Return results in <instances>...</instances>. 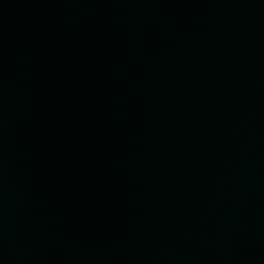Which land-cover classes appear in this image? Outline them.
<instances>
[{"label": "water", "instance_id": "95a60500", "mask_svg": "<svg viewBox=\"0 0 264 264\" xmlns=\"http://www.w3.org/2000/svg\"><path fill=\"white\" fill-rule=\"evenodd\" d=\"M0 264H264V0H0Z\"/></svg>", "mask_w": 264, "mask_h": 264}]
</instances>
